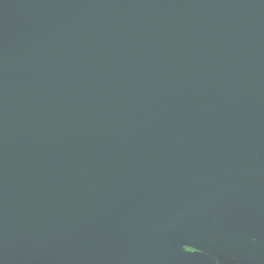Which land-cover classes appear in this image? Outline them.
<instances>
[{
  "label": "water",
  "instance_id": "95a60500",
  "mask_svg": "<svg viewBox=\"0 0 264 264\" xmlns=\"http://www.w3.org/2000/svg\"><path fill=\"white\" fill-rule=\"evenodd\" d=\"M0 264H264V0H0Z\"/></svg>",
  "mask_w": 264,
  "mask_h": 264
}]
</instances>
